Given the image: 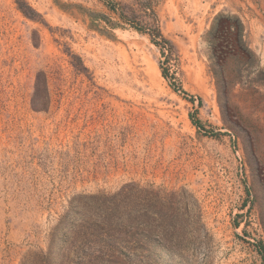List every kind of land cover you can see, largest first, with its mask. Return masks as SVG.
<instances>
[{"label": "rangeland", "instance_id": "1", "mask_svg": "<svg viewBox=\"0 0 264 264\" xmlns=\"http://www.w3.org/2000/svg\"><path fill=\"white\" fill-rule=\"evenodd\" d=\"M139 1L0 0V264H264V0Z\"/></svg>", "mask_w": 264, "mask_h": 264}, {"label": "trees", "instance_id": "2", "mask_svg": "<svg viewBox=\"0 0 264 264\" xmlns=\"http://www.w3.org/2000/svg\"><path fill=\"white\" fill-rule=\"evenodd\" d=\"M156 1L158 2L159 0H143V1L133 3V4H119L118 7L114 6L112 7V9L118 11V14L121 19L130 20V21L132 19H130L129 16L127 15V11H126L127 9H144V12L146 16L148 17L147 19L150 20V25L147 24L145 28H142V27L139 28L138 26L136 27L140 31L148 32L152 40H154L156 43H159V41L156 40V37H163L160 24H159V18L154 11L152 12L148 11V9H154V2L156 3ZM135 4H138V5L135 6ZM129 13H131L134 17L133 11H129ZM43 100H44V94H42V92L36 87L34 98H33L34 105L40 108L42 106L41 104L44 102Z\"/></svg>", "mask_w": 264, "mask_h": 264}]
</instances>
